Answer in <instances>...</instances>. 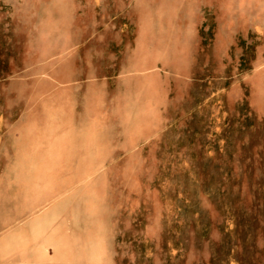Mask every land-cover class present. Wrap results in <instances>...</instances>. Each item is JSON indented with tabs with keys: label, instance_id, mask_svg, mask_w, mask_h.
Segmentation results:
<instances>
[{
	"label": "rangeland",
	"instance_id": "rangeland-1",
	"mask_svg": "<svg viewBox=\"0 0 264 264\" xmlns=\"http://www.w3.org/2000/svg\"><path fill=\"white\" fill-rule=\"evenodd\" d=\"M0 264H264V0H0Z\"/></svg>",
	"mask_w": 264,
	"mask_h": 264
}]
</instances>
